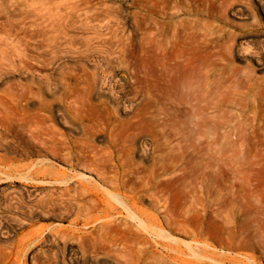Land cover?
Here are the masks:
<instances>
[{"label":"rangeland","instance_id":"374dc122","mask_svg":"<svg viewBox=\"0 0 264 264\" xmlns=\"http://www.w3.org/2000/svg\"><path fill=\"white\" fill-rule=\"evenodd\" d=\"M230 1L0 0V98L30 114L0 125V264L76 263L57 233L87 231L79 183L118 205L78 161L46 156L53 136L128 175L123 192L158 218L157 200L186 215L215 178H264V0ZM142 29L161 32L154 49Z\"/></svg>","mask_w":264,"mask_h":264},{"label":"bare ground","instance_id":"6f19581e","mask_svg":"<svg viewBox=\"0 0 264 264\" xmlns=\"http://www.w3.org/2000/svg\"><path fill=\"white\" fill-rule=\"evenodd\" d=\"M229 7L232 6L230 5ZM178 28L181 29L179 25ZM159 29L161 31L160 27ZM154 30L146 32L147 29H142V35L144 38L146 35L148 37L146 41L149 49H154V47L157 45L155 37L157 36L156 33L158 31L155 32ZM162 33H165V31ZM143 50L146 51L145 47ZM146 59L148 60V58ZM154 62H156V60ZM143 63H146L144 58ZM148 83L151 84L150 82ZM22 106L23 101L19 98L3 99L1 97L0 125L8 131L10 130V132L16 125H25L30 119V114L28 115L27 110ZM66 139L69 140L68 138ZM76 140H78V138H76ZM50 142L51 143L49 144L47 141L46 144V156H53L58 159L63 157L67 159L69 163L74 162V160L78 161L83 167L82 170L84 172L95 174L102 184L113 189V191L108 190L109 192H113L109 193L108 197H111V199L117 202L119 205H115L116 203L111 202L109 198L107 199V195H104V191V194L99 193L98 189L97 192H94L92 191L94 186L92 187V190H90V188L88 189V186H84L83 183L78 184L77 182L81 188H85L84 190L80 188L81 192L78 193V196L79 200L83 203L81 207H85L89 212L86 213V215L89 214L88 218L86 217L87 220L85 224L87 231L70 229L67 232L59 231L57 233V237H60L63 241L65 240L66 242H71V244L75 243L77 245L78 249L75 251V256L77 259L76 263L74 264H258V259L254 255H250L246 252L250 250L256 251L264 248V178L218 177L211 181L208 180L209 182L207 183V187L202 193V196L204 194L207 199H204L198 194L199 196L196 198V201H194V204L191 206L189 212H187L186 215L178 214L170 202L169 204L167 201H165L164 204H162V199L159 201L157 200V208L160 211L158 214L159 218L160 216H163L164 218L163 222H160L161 218L159 219L158 216L154 215L149 210L141 206V197H139V195L137 196L133 190L130 191L133 194H125L123 192V190H127L130 187L127 180V178H129L128 175L124 176L120 174V172L110 174L108 171H106L107 169H105L103 164L104 159L98 154V152L95 153L91 159L88 157V153L85 148L88 146V144L85 147H78L74 144L69 145V143L61 141L59 142L54 136L51 138ZM42 152L43 151H40L38 155L42 156ZM1 160L2 159H0V161ZM4 161L8 160L4 159ZM68 161L66 162L68 163ZM43 167L41 169H43ZM51 168L52 166L50 169ZM39 169L40 168L38 167L37 170L35 169L30 171L31 175L38 177L37 179L42 178V172L41 169ZM153 181L154 178L149 177L147 179L146 185L152 186ZM64 196L65 195H63V197ZM151 197L155 200V196L153 197V195H151ZM49 199L52 200L51 197ZM57 202L59 203L61 201ZM76 202L78 203L77 200ZM154 202L156 204V201ZM81 207L79 205L78 208L81 210ZM96 211H100L101 216H91V213ZM60 212L61 211H59V213ZM82 212L81 214H83ZM82 220L83 219H81V221ZM194 221L197 222L194 223ZM79 222V219H76L71 225L79 226ZM49 231V234H51L52 230ZM27 235H29V233ZM174 235H180L181 237L191 239L192 242L188 244L182 243L178 241V239L175 240L173 238ZM33 239L34 238H32V240ZM19 247H21V245ZM218 249H221L226 253L228 252V254L222 255L218 253ZM11 251L12 250L10 249L9 252ZM237 255L243 256L244 258L242 259ZM9 258H7L6 261H8ZM102 260L104 261L102 262ZM71 264H73V261Z\"/></svg>","mask_w":264,"mask_h":264}]
</instances>
